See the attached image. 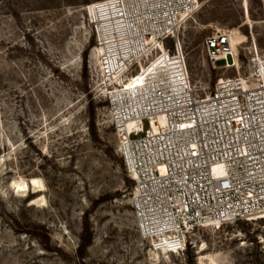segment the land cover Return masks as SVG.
<instances>
[{
  "label": "rangeland",
  "instance_id": "374dc122",
  "mask_svg": "<svg viewBox=\"0 0 264 264\" xmlns=\"http://www.w3.org/2000/svg\"><path fill=\"white\" fill-rule=\"evenodd\" d=\"M97 1L0 0V264H199L203 244L205 264H264V218L203 227L185 252L155 258L129 201L134 182L91 42L86 6ZM199 5L179 34L204 96L218 78L248 73L254 43L264 49V0ZM225 30L234 39L230 67L203 47L206 36ZM21 182L28 187L18 192ZM85 215L92 243L81 257ZM33 226L48 231L49 249L27 231Z\"/></svg>",
  "mask_w": 264,
  "mask_h": 264
},
{
  "label": "built area",
  "instance_id": "2783aa9c",
  "mask_svg": "<svg viewBox=\"0 0 264 264\" xmlns=\"http://www.w3.org/2000/svg\"><path fill=\"white\" fill-rule=\"evenodd\" d=\"M195 3L102 0L86 6L96 45L123 32L115 50L133 88L116 91L108 82L104 98L134 182L133 213L144 236L178 252L203 227L264 216V49L254 43L248 73L220 77L200 96L179 34L182 14ZM113 5L112 17L94 12ZM230 36L225 30L205 37L211 60L230 56L234 64ZM127 52L130 59L122 55ZM102 59L107 70L108 56Z\"/></svg>",
  "mask_w": 264,
  "mask_h": 264
},
{
  "label": "bare ground",
  "instance_id": "6f19581e",
  "mask_svg": "<svg viewBox=\"0 0 264 264\" xmlns=\"http://www.w3.org/2000/svg\"><path fill=\"white\" fill-rule=\"evenodd\" d=\"M195 6L194 8L189 11V12H185L182 14V19H181V25L182 23H184L186 20H188L194 13L197 12L198 8L200 7L199 5V0H195ZM99 11V12H98ZM113 11L115 12V14L117 13V7H114L113 5V9H108L106 10L104 7H100L98 8V10H94L95 13H101L102 14V17L106 16L107 18L109 17H112L113 16ZM104 14V15H103ZM180 25V26H181ZM123 32H118L116 33V35H112L110 41L105 45H98L97 48H96V53H97V56H98V59H99V65H100V70L102 71V75L108 80V82H110V87L116 91H119L120 87H122V90L126 89L125 87H123L124 85L128 88V87H131L133 88V83L132 82H127V78L125 79L126 77V74H124V68L122 66H120V63L119 61L120 60H123V58H120V59H117V55H116V42L118 41V38H117V34H119L118 36H120L121 38H123L121 35ZM114 37V38H113ZM122 41V40H121ZM230 42H231V45H232V48L234 49V39H233V34H232V31H231V36H230ZM132 51V50H131ZM131 52H127V53H124L122 55H124L125 57L128 56ZM108 56V69L106 70V66H104V62H103V56ZM121 55V54H120ZM131 56L129 55L128 59H130ZM228 66H233L235 64H231V57L228 56ZM230 58V60H229ZM234 61H235V58H234ZM117 62V64H116ZM109 71V72H107ZM107 72V73H106ZM143 72H145V68H143ZM253 73V71H252ZM105 83H106V80H105ZM106 87V86H105ZM109 88V87H108ZM131 121H129V125H131ZM158 125L160 127L164 126L165 125V118L163 115H160L159 118H158ZM157 125L155 124L154 127H156ZM31 184H38L39 183V180L36 179V178H32ZM17 186V191L20 190V191H25L28 187V184L26 182H21V183H17L16 184ZM36 186V185H35ZM43 187V186H42ZM18 191V192H20ZM25 193V192H24ZM32 201V200H31ZM261 218H264L261 217ZM216 226L219 227V225L215 224ZM146 238H151L153 240V254L155 256V258L159 259L161 257V254H164L167 256V254L169 252H172V253H177L178 251L175 249V250H172L171 248H168L167 246H163V244H160L161 241L159 240V238L157 237H147L145 236ZM205 245L203 244L202 246H200L199 248V252L201 253L200 257H199V264H205V259H207V256L203 253V251L205 250ZM211 260V263L212 264H219V261L218 260H215L213 258H210Z\"/></svg>",
  "mask_w": 264,
  "mask_h": 264
},
{
  "label": "trees",
  "instance_id": "16d2710c",
  "mask_svg": "<svg viewBox=\"0 0 264 264\" xmlns=\"http://www.w3.org/2000/svg\"><path fill=\"white\" fill-rule=\"evenodd\" d=\"M91 42L95 43V38H92ZM87 53H88V50L85 49L83 51V61L85 63L87 60ZM91 114L92 116L94 115V111L92 108H91ZM128 182L131 183L132 180H128ZM27 229L29 233L34 234L40 240V242L45 246V248L47 249L50 248L48 231L43 226H33ZM91 243H92V229L90 226L88 215H85L84 220H83V229L81 233V242L78 246V253L81 257L85 255V251Z\"/></svg>",
  "mask_w": 264,
  "mask_h": 264
}]
</instances>
